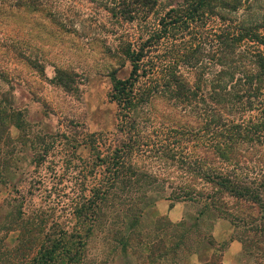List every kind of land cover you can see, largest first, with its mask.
<instances>
[{
  "label": "rangeland",
  "instance_id": "obj_1",
  "mask_svg": "<svg viewBox=\"0 0 264 264\" xmlns=\"http://www.w3.org/2000/svg\"><path fill=\"white\" fill-rule=\"evenodd\" d=\"M118 1L0 0V264H5L1 253L13 249L21 234L34 242L44 232L74 233L79 226L75 208L90 198L93 188L113 180L99 227L87 229L90 212L78 227L85 242L78 264H149L147 245L156 238L166 240L171 231L164 221L185 222L186 227L197 223L204 235L200 246L177 264H206L214 252L208 240L224 247L221 264H242L248 256L233 223L211 210L206 198L183 196L188 189L204 191L221 198L227 210L235 211L236 205L259 215L246 207L249 203L190 173L195 167L189 161L208 138L199 130L198 109L153 99L147 106L152 117L142 125L143 149L134 150L127 163L112 164L110 151L122 136L111 73L126 78L127 45L136 47L139 34L163 12L189 3L157 0L145 18L140 14L128 22L119 15ZM263 7L261 0L252 3L253 10ZM167 45L161 43L160 52ZM149 82L140 79L136 90ZM141 111L139 106L134 112ZM249 158L244 172L254 178L257 154ZM126 208L135 217L122 214ZM157 220L166 226L156 229Z\"/></svg>",
  "mask_w": 264,
  "mask_h": 264
},
{
  "label": "trees",
  "instance_id": "obj_2",
  "mask_svg": "<svg viewBox=\"0 0 264 264\" xmlns=\"http://www.w3.org/2000/svg\"><path fill=\"white\" fill-rule=\"evenodd\" d=\"M187 1L184 7L170 8L159 15L153 27L139 34L136 47L127 45L130 71L126 78L111 73L112 97L118 107L117 132L122 136L121 144L110 151L112 164L127 163L134 150L143 149L142 125L152 117L147 106L153 99L198 109L199 130L208 138L200 153L189 161L195 167L189 168L190 173L224 194L249 203L246 207L256 209L259 215L236 205L235 211L227 210L221 198L204 191L196 194L188 189L190 194L183 191V196L206 198L211 210L233 223L243 254L248 256L242 264H264V7L253 10L255 0ZM116 4L121 18L132 22L137 15L145 18L150 14L157 0H119ZM164 41L168 45L160 52ZM142 78L151 82L136 90ZM139 106L141 113H135ZM252 154H257L259 166L254 178L244 172ZM113 183L99 190L93 188L90 198L75 208L79 228L89 212L91 226L87 229L99 227L103 207L111 202ZM120 211L127 218L135 217L132 209ZM156 222V229H161L163 223ZM164 223L171 231L166 240L156 238L147 245L144 258L149 264H177L181 256L199 247L204 237L197 223L193 227H186L185 222ZM78 227L74 233L44 232L34 242L21 234L13 249L1 253L5 264H78L85 247ZM127 240L131 241L129 237ZM207 243L214 252L206 264H221L224 247L209 240ZM16 258L20 261L15 263Z\"/></svg>",
  "mask_w": 264,
  "mask_h": 264
}]
</instances>
